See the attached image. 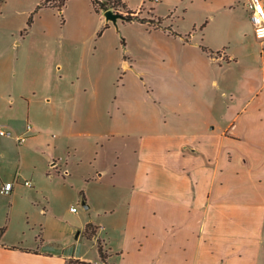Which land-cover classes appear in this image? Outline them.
<instances>
[{
  "label": "crops",
  "instance_id": "0c3cea01",
  "mask_svg": "<svg viewBox=\"0 0 264 264\" xmlns=\"http://www.w3.org/2000/svg\"><path fill=\"white\" fill-rule=\"evenodd\" d=\"M222 1L229 11L241 3L248 13L247 0ZM143 6L141 0L135 8H126L140 15ZM98 16L101 23L103 17ZM19 34L24 37L28 31ZM202 35L198 34L199 42H192L196 35L186 40L175 36L186 46V54L159 65L150 107H135L134 117L124 114L118 122V138L132 137L133 145L125 141L115 152L109 183L101 182L106 173L101 165L87 174L90 181L104 184L100 201L107 216L100 224L87 222L96 233L92 258L0 242V264H65L70 258L100 262L97 240L109 264H261L264 42L254 37L252 24L240 44L233 43L239 37L236 27H220L213 40L204 35L201 40ZM9 59L0 57V111L28 114L39 102L94 122L87 114H96L98 103L72 89L74 81L90 84V77L72 76L67 63L65 78H56L65 83L66 91L58 95L50 88L57 84L49 74L51 61L41 63V74L32 78L26 58ZM56 65L61 70V63ZM128 71L133 72L131 67ZM52 154L48 161L57 165ZM105 186L120 189L115 193Z\"/></svg>",
  "mask_w": 264,
  "mask_h": 264
},
{
  "label": "rangeland",
  "instance_id": "374dc122",
  "mask_svg": "<svg viewBox=\"0 0 264 264\" xmlns=\"http://www.w3.org/2000/svg\"><path fill=\"white\" fill-rule=\"evenodd\" d=\"M4 2L6 6L0 8V57L26 58L32 78L41 74L38 66L48 59L52 65L49 74L56 83L59 75L65 78L68 63L72 76L90 77V84L74 81L72 89L78 88L94 104L97 102L98 111L87 114L95 119L92 123L82 121L83 114L75 118L66 109L48 108L39 102H34L28 114L20 111L13 115L6 108L0 111L2 129L9 134L0 136V188L5 182H15L9 196L0 193V233L4 234L0 242L92 258V239L82 229L87 222L100 224L107 217L102 213L101 186L110 181L116 166L115 152L125 141L133 145L132 137L118 138V122L124 114L134 117L135 107H150L149 95L159 65L186 54V46L175 36L180 34L186 40L196 35L192 42H199L201 33L213 40L220 27H236L239 37L233 43L240 44L251 31L249 13L241 3L229 11L222 0H143L144 12L134 16L144 23L127 21L129 12L121 8L116 13L124 20L113 23L105 20L100 5L95 10L90 0H70L61 13L51 7L39 9L28 27V17L39 0ZM123 2L135 8L141 0ZM98 15L103 17L101 23ZM24 29L28 34L21 37L19 31ZM42 29H47L50 36L42 35ZM59 83H52L50 88L54 94L64 95L65 83ZM27 125L32 129L28 131ZM18 135L26 141L19 143L15 138ZM51 152L56 166L48 161ZM96 165L106 169L103 183L87 177ZM25 181L31 186H25ZM105 187L115 193L120 189ZM83 202L91 207L84 209ZM71 207L76 212H71ZM261 255L264 264V240Z\"/></svg>",
  "mask_w": 264,
  "mask_h": 264
},
{
  "label": "trees",
  "instance_id": "16d2710c",
  "mask_svg": "<svg viewBox=\"0 0 264 264\" xmlns=\"http://www.w3.org/2000/svg\"><path fill=\"white\" fill-rule=\"evenodd\" d=\"M68 0H40L39 4L36 6L35 10L30 14V16L28 17L27 20V26L29 27L32 23V19H33V15L41 8H46V7H51V8H56L60 13L62 8L64 7L65 3ZM97 2V0H96ZM91 4L93 6V8L96 10V5H95V0H91ZM100 6L103 10H107V9H114V10H119V8L121 9H126V5L124 4V2L122 0H101L100 2ZM128 11V10H127ZM128 17H126L127 21H132V20H138L141 23H144L145 21L142 19H139L137 16H129L132 12L128 11ZM27 30L24 29L21 34H26ZM84 234L86 235L87 238L89 239H93L95 237V228L92 226L91 223H87L85 225V229H84ZM96 247H97V252L100 258V262H90V261H84V260H80V259H75V258H70L69 260H67L65 262V264H109L107 262V252L104 250V248L102 247L101 243L97 240L96 241Z\"/></svg>",
  "mask_w": 264,
  "mask_h": 264
},
{
  "label": "built area",
  "instance_id": "2783aa9c",
  "mask_svg": "<svg viewBox=\"0 0 264 264\" xmlns=\"http://www.w3.org/2000/svg\"><path fill=\"white\" fill-rule=\"evenodd\" d=\"M151 1L158 3L160 0H151ZM3 2L4 0H0V8ZM100 2L101 0H97V2L95 0L96 7L97 5H100ZM246 9L249 13L250 22L253 27L254 37L257 40L264 42V6L262 4V0H247ZM110 10H113V12L116 13V10L114 9H110ZM134 13L135 12H132L131 15L134 16L135 15ZM263 56H264V52H263ZM27 129H29V127H27ZM8 135L9 134L2 129V126H0V136H8ZM23 140L24 138H17V141L19 143H21ZM14 183L15 182H5L4 184H2L0 188V193L3 195H9L13 189ZM24 184L25 186L28 187L31 186V183L29 181H25ZM70 211L76 212V209L74 207H71Z\"/></svg>",
  "mask_w": 264,
  "mask_h": 264
},
{
  "label": "water",
  "instance_id": "95a60500",
  "mask_svg": "<svg viewBox=\"0 0 264 264\" xmlns=\"http://www.w3.org/2000/svg\"><path fill=\"white\" fill-rule=\"evenodd\" d=\"M103 15H104L106 21H112L113 23H116L117 19L124 20V17L120 13H114L113 10H110V9L105 10ZM82 205H83L84 209H88V205L85 202H83ZM78 234L79 233H77V235Z\"/></svg>",
  "mask_w": 264,
  "mask_h": 264
}]
</instances>
